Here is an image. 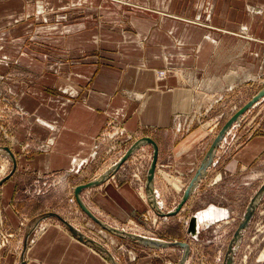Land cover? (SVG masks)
I'll use <instances>...</instances> for the list:
<instances>
[{
  "label": "crops",
  "instance_id": "0c3cea01",
  "mask_svg": "<svg viewBox=\"0 0 264 264\" xmlns=\"http://www.w3.org/2000/svg\"><path fill=\"white\" fill-rule=\"evenodd\" d=\"M10 1H23L20 5L25 6V0H1L0 6H5L6 10H9ZM46 1L48 4H64L66 1L75 2L74 4L83 2L84 6H93L94 3V0ZM223 1V4H219ZM212 2L213 12L210 25L198 23L200 26H195V23L190 22L191 26L200 30L193 29L194 33L190 31L183 34L185 39L201 37L207 44L209 41L217 42L216 38L222 41L223 38L218 34L237 35L233 30L238 28L239 24L236 23V19L239 16L248 25L243 28L248 29L250 33L248 36L241 35V38L248 39L250 44L264 42L260 41L264 40V14L256 24V15H254L256 12L250 10L254 14H247L244 11V19H242L241 9L236 5L235 0H212ZM247 3L246 6L251 4L250 8H252V5H264V0L260 2L249 0ZM194 5L192 1V7ZM40 6L39 9L44 8L43 5L40 4ZM5 14L4 19H14L10 18L11 13L6 12ZM261 19L263 20L261 31L257 32ZM72 33L74 36L71 39V45L79 44L82 49L78 52L80 54L73 59L74 65L71 67L69 64V70L67 69L73 71L72 81L77 85V95L71 98L65 95L66 93L59 94L49 91L45 96L30 94L24 104L28 115L26 122L24 126L15 127L10 134L12 135L11 141L12 139L14 141V143L12 141L11 149L16 160V164L13 160L10 172L13 168L16 169L0 184V237L3 231L12 232L13 236L7 247L19 246L20 251L17 252L19 256L16 260L18 264H22L24 241L29 237L31 243L28 244L24 253V264H107V258L102 252L76 237L58 216L56 219L53 217L54 214L64 217L94 238L99 234L103 236L104 232L100 225L98 227L99 223H96L88 214L85 217L81 211L76 209L80 208L76 206V202H71L70 199L76 198L75 190L78 185L97 178L98 173H92L91 168L87 172L86 168L104 153L105 146L112 143L115 149H121L122 152L117 156L119 160L133 142L143 137H152L159 147L154 181L157 198L162 204V209L170 211L180 202L183 195L181 192L183 190H180L181 186L186 188L189 184L215 138L214 125L205 127V124L202 126L192 124L193 119L200 115L213 119L208 109L200 110L193 84L183 82L184 80L182 81L174 74L168 76L166 74L162 78L158 74L160 69L156 70L159 68L158 65L150 63L149 58V55L157 57L154 54L161 53L164 56H174V58L178 55L184 58L193 56L203 58L212 48L202 45L178 49L174 41V46L155 47L156 52L152 54V47L148 46L150 41L147 33H142L144 39L140 37L141 41L133 40L134 43L120 42L115 34L106 33L105 39H108L109 45L111 40H119L118 44L120 49L124 50L125 55H138L142 59L139 66L129 64L118 66L108 60L103 63L89 56L92 53L87 51L92 48L88 46L94 43L91 38L96 36L95 31H74ZM170 34H168L169 37H171ZM121 35L122 38H127L126 32L121 31ZM81 38L85 39L81 41ZM99 45L100 42L97 41L92 47H100ZM85 56L87 57L81 59ZM200 58L191 61L189 68L192 69L193 64H197L196 67L200 70L212 72L209 59L205 63ZM32 61L35 65L40 64L33 57ZM174 64L177 65L176 62ZM87 73H90V77L86 80L84 77H87ZM63 81L65 82L64 79ZM55 82L57 86L61 79L52 83ZM263 119L264 105H260L259 101V105L257 107L255 105L246 112L241 117V121L227 133L226 139L216 151L213 164L209 167L206 176L202 178L184 208L176 216L159 215L148 201L145 189L146 175L154 152V147L150 143L142 145L112 177L99 185L85 188L81 193L82 197L97 216L112 225L138 231L140 225L147 224L148 221L146 222L145 219L149 220V217H153L155 221L154 215L159 216L158 221L161 223L168 222L170 217L179 216L186 220L183 229L185 236L168 232L167 234H155L157 229L154 233H150L166 240H186L190 242L192 250L196 244H215L216 247H220L223 245L222 241L229 224L235 223L236 230L256 192L245 191L241 187H244L245 179L252 178L250 174L255 172L257 162L264 156V127L258 128ZM83 159L88 160V164L81 169L82 172H87L85 177L78 176V179L71 181L60 192L59 204L62 205L63 210L66 208L65 205H69L74 208L72 211L65 213V211H55L49 208H37L39 206L31 208L34 201L42 203L43 198L48 197L42 193L38 195L40 193L38 189L41 188L42 191L46 174L56 171L65 173L67 179L68 176L72 178L73 175H77V172H72L73 169ZM169 180L173 181L172 183L177 188L170 187ZM230 181L234 182L239 190H232L235 191V196L232 197L226 195L225 190L226 184H230ZM34 184L38 187L35 191H33ZM76 201L80 205L77 199ZM47 210L53 211L49 213ZM214 211H216V216L212 214ZM76 213L82 214L85 219L80 223L75 222ZM263 214L264 194L254 218ZM196 215L199 216L200 221L198 234L193 235L188 230V221ZM24 217H27L28 222L26 227L21 229V221ZM254 218L250 222V227L254 223ZM38 227H43V229ZM90 230H93L94 235L90 234ZM215 231L218 232L216 238L212 237ZM109 232H105L107 237L114 238ZM29 233H31L30 236ZM119 237L112 239L117 241L116 246L122 245L124 239L127 240V238ZM242 241L244 239L241 243ZM136 243L134 244L141 248V252L136 254L138 258L135 264H167L173 257L178 255L181 257L183 253L181 247L178 248L179 246L152 247ZM1 244L2 242H0L2 248ZM0 252L1 264H12L18 255L13 256L14 253H9L5 247L0 249Z\"/></svg>",
  "mask_w": 264,
  "mask_h": 264
},
{
  "label": "rangeland",
  "instance_id": "374dc122",
  "mask_svg": "<svg viewBox=\"0 0 264 264\" xmlns=\"http://www.w3.org/2000/svg\"><path fill=\"white\" fill-rule=\"evenodd\" d=\"M192 1L195 3L193 7ZM248 1L235 0V3L241 9L242 19H244V11L247 14L252 13L250 10L256 12L252 14L256 15L257 24L258 19L264 14V5H252L253 7L250 8L251 4L246 6ZM10 2L9 10H6L5 6H0V179L7 176L12 168L13 158L8 150L12 151L11 147L13 145L12 135L10 134L15 127L24 126L28 116L24 104L30 94L45 96L48 95L47 91H49L59 94L66 93L65 95L71 96V98L73 95H77V85L72 81L73 71H68L69 64L71 67L74 65L73 59L82 50L79 44L71 45V39L74 36L72 32L74 31H95L96 36H92L91 41L94 43L99 41L100 47H92L94 43L88 46L92 48L87 51L92 53L89 56L103 63L108 60L111 63L118 64V66H125L126 64L139 66L142 59L138 55H125L124 50L120 49L118 44L119 40L113 39L109 45L108 39H105L106 33H113L120 39V42L126 41L128 43H134L133 40L140 42V37L144 39L142 33H147L150 41L148 46L152 47V54L156 52L155 47L174 46V41L177 43L178 49L194 48L202 45L212 48L207 54L205 47L206 56L199 57L205 63L209 59L211 62L209 67H212L210 69L212 72L200 70L196 67L197 64H193L192 69L189 68L191 61L199 59L198 56L184 58L178 55L174 58V56H164L161 53L154 54L157 57L149 55V58L151 59L150 63L158 65L159 68H156V70L165 69L167 76L174 74L177 75V78L184 80L183 82L187 81L189 84H193L200 110L208 109L212 113L211 117L213 119H207L200 115L193 119L192 124L196 123L195 125L199 124L200 126L205 124V127L208 125L216 126L217 124L214 129L215 132H213L215 136L222 125L264 86V42L250 44L248 39L241 38V35L248 36L250 33L248 29H245L248 25L239 16L236 19V23L239 24L238 28L233 30L237 35L218 34L223 38V42L220 38H216L217 42L209 41L206 44L201 37L184 38L183 34L185 35L190 31L194 33L193 29L200 30L195 26H200L199 24L210 25L213 12L212 0H94L93 6H84L83 2L74 4L75 2L72 1H66L64 4H48L46 0H25V6L20 5V2L23 1ZM223 3L224 1L219 2V4ZM228 3L232 4L231 1H228ZM40 4L44 6L43 9H39ZM6 12L11 13L10 18L14 19H4ZM262 21L261 19L258 23L260 28L257 29V32L261 31ZM190 22L195 23V26H191L192 23ZM121 31L126 32L127 38H122ZM84 39L81 38L80 40ZM116 45L118 46L113 48ZM26 56H28L27 59ZM32 57L40 64L35 65ZM145 57L147 58V55ZM175 62L177 65L174 64ZM88 77H90V73H87V77H84V79L87 80ZM162 78L164 77L162 76ZM57 79H61V82L56 86V82H52ZM206 87L211 89L207 90ZM258 105L259 102L256 107ZM260 105H264V98L260 101ZM262 122L258 128L264 127ZM113 146L112 143L105 146L104 153L86 168L87 172L91 168L92 173H98L97 178L108 172L117 163V156L122 152L121 149H115ZM84 161V165H87L88 160L84 159ZM84 165L79 166L80 169L78 166L75 167L72 172H77V175H73L72 178L68 176V179L65 173L52 171L46 174L47 177L44 179L42 191L35 184L33 191L38 189L40 192L38 195L42 193V195H48V197L43 198L42 203L34 201L31 208L34 209L39 206L37 208H49L55 211H65V213L72 211L74 208L69 205H65L66 208L63 210L62 205L59 204L60 192L71 181L78 179V176L85 177L87 172L84 173L81 170ZM250 175L252 178L250 180L245 179V182H243L244 187H241V189L252 193L256 191L253 195L255 196L264 183V156L257 162L255 172ZM171 180L174 181L175 179ZM171 180H169V186L176 187ZM180 190H183L181 192L184 193L185 186H181ZM225 190L226 195L229 197L235 196V191L232 190L239 191L235 183L231 181L230 184H226ZM46 199H48V202H46ZM71 202H76V206L80 207L76 209L81 211L85 217L88 216L83 208L78 205L76 198ZM53 210L47 211L50 213ZM82 214L76 213L74 216L75 222L80 223L81 220L85 219ZM177 214L170 216H176ZM53 217L56 219L57 215L55 214ZM26 218L24 217L21 221V229L26 227L28 222ZM154 218L155 221L153 217H149V220L145 219L146 222L148 221L147 224L140 225V229L138 231L134 229V232L156 238L160 237L155 236V234H167V232L185 236L183 229L186 220L178 216L170 217L168 222L161 223V221H158L159 216L155 217L154 215ZM253 222V225L248 226L250 228L244 231V238H242L244 241L235 252L234 264H264V259H261L263 253L261 251L264 250V214L262 216L257 215ZM234 224H229V228L226 229L222 241L223 245L216 247L215 244H196L191 253L192 257H189L186 264H225L226 249L235 231ZM100 227L104 234L103 236L99 234L95 238L102 241V243L104 242L103 244L115 254L122 264H135L138 258L136 254L141 252V248L135 245L137 243L127 238V240L122 241V245L116 246L117 241L112 239L118 235L102 228L101 225ZM41 228L43 229V227L39 229ZM156 229L154 235L150 233H154ZM106 231L111 233L114 238L107 237ZM90 234L94 235L93 230H90ZM12 236V232L3 231L0 242H2V248L5 247L9 250V253H14L13 256L18 254L15 261L12 262V264H18L16 260L19 256V253H17L20 251L19 246L7 247ZM217 236L218 232L215 231L212 237L216 238ZM2 248L0 246V249ZM179 257V255L173 257L167 264H177ZM107 261V264H112L108 259Z\"/></svg>",
  "mask_w": 264,
  "mask_h": 264
},
{
  "label": "water",
  "instance_id": "95a60500",
  "mask_svg": "<svg viewBox=\"0 0 264 264\" xmlns=\"http://www.w3.org/2000/svg\"><path fill=\"white\" fill-rule=\"evenodd\" d=\"M264 98V86L251 98L249 99L242 107H240L219 129L217 132L213 142L211 143L207 153L205 154L202 162L200 163L198 169L196 170L194 176L190 180L189 184L186 186L184 193L182 195V198L178 205L170 211H165L162 209L160 201L157 198V191L155 189V177H156V171L158 166V155H159V147L158 144L155 142V140L152 137H143L135 142L132 143V145L126 150L124 155L117 161V163L105 174L100 176L99 178L93 179L89 182L82 183L77 186L75 190V196L78 200L80 206L83 208V210L96 222H98L103 228L106 230L124 237V238H130L138 243H141L145 246H152V247H171V246H179L182 248L183 253L177 262V264H186L189 257L192 253V246L190 242L186 240H166L162 238H156L151 237L147 235H143L140 233H136L134 231H130L125 228H121L115 225L110 224L109 222L101 219L99 216H97L86 204L82 197V191L85 188L92 187L94 185H99L112 177L116 172L119 170V168L122 166V164L127 161V159L132 156L142 145L146 143L152 144L154 147V152L152 156V160L150 162V165L147 170L146 175V193L148 195V201L151 204L152 208L161 216H170L177 214L179 211L182 210L188 199L192 196L194 190L196 189L199 182L202 180L204 176H206L209 167L213 164L214 156L216 154V151L218 147L221 145L222 141L225 140L227 133L230 131V129L236 124L241 121V117L248 112L250 109H252L259 101H261ZM11 154L12 158L15 160L14 153L8 149ZM16 164V162H15ZM16 168H13L12 172H10L7 176L0 179V184H2L6 178L10 177L11 174H13L14 170ZM264 194V183L261 186V188L258 190V192L253 196L248 204L247 210L244 213L242 219L240 220L236 230L233 233L232 239L228 245L226 255H225V264H234L235 262V252L238 249V245H240L241 240L244 236V231L248 228L250 225V222L256 212V209L259 205V202ZM55 215V214H54ZM71 230V232L78 237L79 239L91 244L95 248H97L100 252H102L106 258L112 263V264H122L115 256V254L101 241L94 238L93 236H90L86 233H84L82 230H80L78 227H76L74 224H72L70 221L65 219L64 217L56 214ZM189 232L193 235L198 234V222L195 216H193L189 222ZM33 231V230H31ZM31 233H29L30 236ZM30 238V237H29ZM29 238H27L24 241V247H23V254L22 257V264H24V253L28 247V244L30 243Z\"/></svg>",
  "mask_w": 264,
  "mask_h": 264
},
{
  "label": "bare ground",
  "instance_id": "6f19581e",
  "mask_svg": "<svg viewBox=\"0 0 264 264\" xmlns=\"http://www.w3.org/2000/svg\"><path fill=\"white\" fill-rule=\"evenodd\" d=\"M158 74L160 75V76H164L165 75V72H164V69H160V70H158ZM184 77V76H183ZM205 80V79H204ZM10 148V147H9ZM11 157V156H10ZM5 168V167H4ZM215 213H216V211H214L212 214L213 215H215ZM219 213V212H218ZM219 215V214H218ZM217 215V216H218ZM216 216V215H215ZM196 217V219H197V222H198V226H199V216L198 215H196L195 216ZM260 222V221H259ZM261 252H263L262 254H261V259H264V250H262ZM260 257V256H259ZM246 262V261H245Z\"/></svg>",
  "mask_w": 264,
  "mask_h": 264
},
{
  "label": "built area",
  "instance_id": "2783aa9c",
  "mask_svg": "<svg viewBox=\"0 0 264 264\" xmlns=\"http://www.w3.org/2000/svg\"><path fill=\"white\" fill-rule=\"evenodd\" d=\"M164 72H165V75L167 74V71L164 69ZM216 126H217V124H216ZM215 126V127H216ZM84 163H85V161H84V159L83 160H81V161H79L78 163H77V165H76V167L78 166V168H79V166H81V165H84ZM80 169V168H79ZM71 200H74V198L73 199H71Z\"/></svg>",
  "mask_w": 264,
  "mask_h": 264
}]
</instances>
